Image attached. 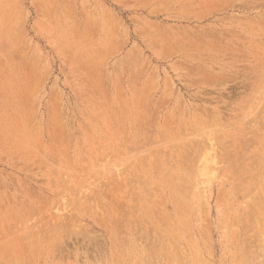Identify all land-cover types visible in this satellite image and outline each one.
I'll return each mask as SVG.
<instances>
[{"label": "rangeland", "instance_id": "obj_1", "mask_svg": "<svg viewBox=\"0 0 264 264\" xmlns=\"http://www.w3.org/2000/svg\"><path fill=\"white\" fill-rule=\"evenodd\" d=\"M0 264H264V0H0Z\"/></svg>", "mask_w": 264, "mask_h": 264}]
</instances>
